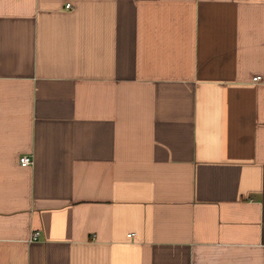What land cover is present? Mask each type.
Listing matches in <instances>:
<instances>
[{"label":"crops","instance_id":"0c3cea01","mask_svg":"<svg viewBox=\"0 0 264 264\" xmlns=\"http://www.w3.org/2000/svg\"><path fill=\"white\" fill-rule=\"evenodd\" d=\"M0 264H264V0H0Z\"/></svg>","mask_w":264,"mask_h":264},{"label":"built area","instance_id":"2783aa9c","mask_svg":"<svg viewBox=\"0 0 264 264\" xmlns=\"http://www.w3.org/2000/svg\"><path fill=\"white\" fill-rule=\"evenodd\" d=\"M67 7H71V4H67ZM259 79H260L259 77L255 78V80H259ZM20 163L22 166H31L34 164V159L30 155H22L20 157ZM39 237H40V231L35 230L33 231L31 235L30 241L32 242V241L38 240Z\"/></svg>","mask_w":264,"mask_h":264}]
</instances>
